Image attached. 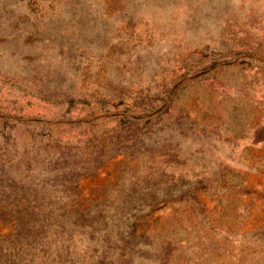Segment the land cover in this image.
<instances>
[{"label":"rangeland","instance_id":"rangeland-1","mask_svg":"<svg viewBox=\"0 0 264 264\" xmlns=\"http://www.w3.org/2000/svg\"><path fill=\"white\" fill-rule=\"evenodd\" d=\"M0 264H264V0H0Z\"/></svg>","mask_w":264,"mask_h":264}]
</instances>
